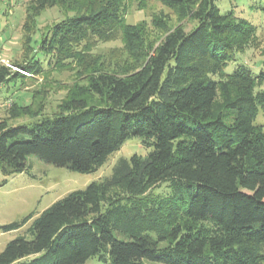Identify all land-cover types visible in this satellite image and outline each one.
Returning <instances> with one entry per match:
<instances>
[{
  "label": "trees",
  "instance_id": "trees-1",
  "mask_svg": "<svg viewBox=\"0 0 264 264\" xmlns=\"http://www.w3.org/2000/svg\"><path fill=\"white\" fill-rule=\"evenodd\" d=\"M156 1L191 28L177 25L154 45L143 22L125 21L124 0L27 1L22 60L0 62V85L41 73L38 54L61 70L82 64L85 73L51 115L35 118L31 103L6 109L0 186L26 171L30 156L89 173L130 138L149 151L118 158L108 176L36 217L0 224L10 231L32 220L30 237L10 240L0 264H84L94 256L105 264H264V123H256L264 70L237 61L255 25L221 12L217 0ZM72 2L76 10L29 54L36 17ZM258 8L264 14V0ZM117 34L134 69L91 64L88 46ZM24 116L34 120L9 124Z\"/></svg>",
  "mask_w": 264,
  "mask_h": 264
},
{
  "label": "rangeland",
  "instance_id": "rangeland-1",
  "mask_svg": "<svg viewBox=\"0 0 264 264\" xmlns=\"http://www.w3.org/2000/svg\"><path fill=\"white\" fill-rule=\"evenodd\" d=\"M28 0H0V62L8 66L22 60L21 44L24 41L22 24L25 16V6ZM88 1V0H85ZM262 0H217L216 4L221 12L234 10L235 14L246 18L253 25L255 31L251 34L239 53L237 61L246 64L253 71L264 70V14L258 8ZM81 2V0H80ZM126 5L125 21L127 23L143 22L147 27L148 41L155 45L175 26L182 25L189 30L193 25L188 20L180 21L168 8L156 0H124ZM71 3L57 4L41 11L36 17L35 26L30 34L29 45L34 51L42 35L56 22L71 15L76 10ZM69 5V6H68ZM154 20H163L165 27L157 28ZM89 62L104 66L108 69L125 72L134 69L132 57L126 50L120 34L112 38L97 40L85 50ZM43 62V71L30 75L23 82L0 85V119L4 118L6 109L13 101L19 104L31 103L36 111V117L51 115L58 109L69 88L83 82L85 70L82 64L74 63L69 68L61 70L56 65L46 64V58L38 54ZM12 69H16L14 66ZM233 63L225 68L231 72ZM34 118V117H33ZM31 117H21L9 120V124L30 122ZM257 124L264 123V116L259 114ZM149 151L140 139H128L119 150L109 155L107 161L97 170L89 173L72 171L65 167L44 163L35 157L27 158V170L11 176L0 186V224L21 221L29 213L36 217L44 209L71 191L84 189L90 182L108 176L115 161L120 157H129L133 153L144 156ZM1 178V175H0ZM161 189H158V191ZM32 220L18 229L10 231L0 230V252L5 245L18 235L27 238V228ZM146 264H159L145 261ZM84 264H105L97 256L89 258Z\"/></svg>",
  "mask_w": 264,
  "mask_h": 264
}]
</instances>
